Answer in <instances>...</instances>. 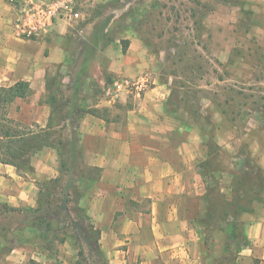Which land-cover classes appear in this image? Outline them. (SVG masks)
I'll list each match as a JSON object with an SVG mask.
<instances>
[{
	"label": "crops",
	"instance_id": "0c3cea01",
	"mask_svg": "<svg viewBox=\"0 0 264 264\" xmlns=\"http://www.w3.org/2000/svg\"><path fill=\"white\" fill-rule=\"evenodd\" d=\"M244 4H248L244 8H249L255 16L249 30L258 36L254 54L257 57H230L232 45L229 44L218 55L220 60L235 62L234 76L239 80L247 83L253 76L254 84L263 85L255 88L264 94V66L258 74L259 66L252 65L264 64V0H246ZM17 16L14 5L0 0V85L28 81L32 93L26 98H16L13 103L31 97L34 113L28 121L20 112L16 120L45 126L51 112V105L42 100L48 92L47 72L62 59L61 43L67 33V19H58L48 34L29 39L17 34ZM133 43L131 40L120 64H112L107 70L113 80L106 83L101 102L88 107L80 121L85 160L101 169L87 207L103 236L110 234L117 241L128 240L130 264H204L207 244L198 220L205 215L207 188L199 163L209 157V139L221 149L233 145L228 120L222 111L214 109L211 119L217 124L213 130L198 133L192 124L183 123L176 103L170 101L173 90L158 72H148L152 84L141 94L130 87L115 88L117 80L130 79L128 75H135L131 79L139 77L141 70L135 67L130 70V65L123 64L132 56ZM131 93L132 97L128 98ZM117 101L130 104L123 112H117ZM260 119L255 120V127L264 126V118ZM242 138L249 151L238 157L239 169L244 165L250 170L249 175L253 173L264 180V128ZM48 147L57 152L56 148ZM31 164L34 181L53 172V168H42L32 159ZM10 177L21 179L22 185L17 196L9 195L16 199L14 204L35 206L33 194L27 195L23 189L32 183L20 175L16 166L0 162V190L6 191ZM258 186L253 188L259 196L251 202L253 209L241 212L238 218L250 244L240 251L236 264H264V188ZM24 249L14 248L7 255V263L31 264L25 260ZM140 257V263H133Z\"/></svg>",
	"mask_w": 264,
	"mask_h": 264
},
{
	"label": "rangeland",
	"instance_id": "374dc122",
	"mask_svg": "<svg viewBox=\"0 0 264 264\" xmlns=\"http://www.w3.org/2000/svg\"><path fill=\"white\" fill-rule=\"evenodd\" d=\"M245 1L79 0L77 7L80 16L66 20L67 33L61 43L64 57L62 56L61 61L55 63L47 72L50 92L59 99L56 106L63 110L66 122L75 125L76 118L83 111L101 102L106 83L113 80L112 74L107 70L112 64H120L119 60H123V53H126L123 51L125 44L122 41L134 40L132 56L125 59L123 64L130 65V70L135 67L145 74L150 71L158 72L173 90L174 94L170 101L176 103L183 123L192 124L198 133L208 132L216 128L217 124L211 119L212 111L216 109L223 112L228 120L226 124L230 128L233 145L211 157V161L219 169L220 190L226 196H213L214 204L219 205L216 210L218 215H215V221L209 229L202 226L199 229L202 232L205 230L203 233L209 242L202 259L204 264L222 262L228 235L227 227L221 220L224 217V210H237L238 206H248L252 198L245 191V186L253 187L260 184V180L253 173L248 174L250 170L244 165L239 169L241 161L238 157L249 151L244 141H241L242 136L251 134L255 129L264 128L254 126L255 120L260 121V117L264 118V94L255 88H261L263 85L254 84L253 76L248 78L249 82L243 80L242 82L234 76L237 67L235 62L219 58L228 44L232 45L230 57L243 56L249 59L257 57L254 54L257 50L258 36H254L249 30L255 16L249 8H244L248 7V4H244ZM142 64L146 67H142ZM252 65L259 66L258 74H261L259 70L264 64ZM141 72L138 76L143 74ZM128 76L131 79L135 75ZM151 84L152 78L149 79L148 87ZM59 87L61 94H58ZM130 90L135 92L133 87H130ZM132 95L129 94L128 98ZM48 97L49 91L42 100ZM117 104L115 110L123 112L130 103L117 101ZM31 106V97L26 101H18L10 105L9 114L17 119L16 116L21 112L29 121L31 120L29 117L34 113ZM100 112L110 114L106 111ZM67 136H70L68 126L58 129L56 138ZM30 156L40 167L49 170L53 168L51 174L40 176L41 178H36L35 181L33 180L35 174L19 170L20 175L32 183L25 185L23 189L27 195L33 194L37 201L38 182L44 177L59 175L60 158L57 152L48 146ZM241 177H247L246 181L236 182V179ZM10 178L11 181L6 182V188L2 184L6 191L0 190V206L29 205L14 204L16 199L9 195L17 196L22 185L19 182L21 179ZM33 183H36V188ZM32 187L35 190L32 191L30 189ZM25 218L26 214L13 212L8 216H1L0 220L15 225ZM127 242L128 240L117 241L110 234L106 236L101 234V247L109 264H130V244ZM19 246L25 248V260L31 264H103L100 256L92 252L89 244L83 239V248L75 245L71 239L57 244L52 251L47 250L44 242L37 239L23 244L16 242L15 248ZM81 248L84 251L83 256L79 253ZM10 253L0 257V264H8L6 258ZM140 262L141 257L133 261Z\"/></svg>",
	"mask_w": 264,
	"mask_h": 264
},
{
	"label": "trees",
	"instance_id": "16d2710c",
	"mask_svg": "<svg viewBox=\"0 0 264 264\" xmlns=\"http://www.w3.org/2000/svg\"><path fill=\"white\" fill-rule=\"evenodd\" d=\"M122 42L125 44L123 51H126L130 40L124 39ZM50 88L48 84L49 97L46 101L51 105V112L47 124L42 126L37 122L26 124L9 116V107L16 98H26L32 93L28 81L20 80L9 86L0 85V162L30 172L33 170L30 155L45 146L56 148L60 158L59 175L38 182L36 206L1 204L0 217L15 212L26 214V218L15 225L0 220V257L11 252L16 242L23 244L36 239L42 240L45 248L52 251L57 244L68 239L82 247L83 239L89 244L91 251L100 256L103 264H109L100 243L101 230L93 223L87 207V199L91 197L101 175L99 167L86 162L81 142L80 121L87 110L76 118L75 125L66 122L63 110L56 106L59 99L50 92ZM57 89L58 94H61V88ZM65 125L70 128V136L56 138L58 129ZM207 144L209 157L199 163L207 188L205 215L198 220L199 226L204 229H209L215 221V215H218L216 210L219 205L214 204L213 196H226L220 190L219 169L211 161V155L215 157L222 149L212 139ZM257 178L260 180V189L261 185L264 188V180L259 176ZM246 179L247 177H241L236 182H245ZM255 186H245V191L252 200L259 197L253 192ZM251 202L248 206H238L237 210L223 212L221 220L227 227L228 235L221 264H236L240 251L250 244L238 218L241 212L253 209ZM204 242L209 243L206 238ZM82 248L79 253L83 256Z\"/></svg>",
	"mask_w": 264,
	"mask_h": 264
},
{
	"label": "built area",
	"instance_id": "2783aa9c",
	"mask_svg": "<svg viewBox=\"0 0 264 264\" xmlns=\"http://www.w3.org/2000/svg\"><path fill=\"white\" fill-rule=\"evenodd\" d=\"M6 1L14 5L18 11L15 28L17 34L23 38L31 39L48 34L58 19L72 20L81 14L77 7V0ZM148 85L149 77L147 74H142L136 79H123L115 82V88L133 87L138 94L144 92Z\"/></svg>",
	"mask_w": 264,
	"mask_h": 264
}]
</instances>
